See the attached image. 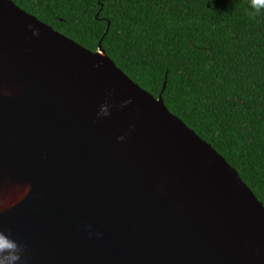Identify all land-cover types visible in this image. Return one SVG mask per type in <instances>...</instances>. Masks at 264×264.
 <instances>
[{"label": "water", "instance_id": "95a60500", "mask_svg": "<svg viewBox=\"0 0 264 264\" xmlns=\"http://www.w3.org/2000/svg\"><path fill=\"white\" fill-rule=\"evenodd\" d=\"M0 191L23 264H264V203L237 168L102 41L88 49L13 0H0Z\"/></svg>", "mask_w": 264, "mask_h": 264}, {"label": "trees", "instance_id": "16d2710c", "mask_svg": "<svg viewBox=\"0 0 264 264\" xmlns=\"http://www.w3.org/2000/svg\"><path fill=\"white\" fill-rule=\"evenodd\" d=\"M13 1L88 49L102 41L264 203V17L247 15L251 0Z\"/></svg>", "mask_w": 264, "mask_h": 264}, {"label": "clouds", "instance_id": "9594fccd", "mask_svg": "<svg viewBox=\"0 0 264 264\" xmlns=\"http://www.w3.org/2000/svg\"><path fill=\"white\" fill-rule=\"evenodd\" d=\"M247 15L250 18L264 17V0H251L250 5L246 9ZM31 27V26H30ZM33 35H39L38 31H33ZM131 100L124 102V106L130 104ZM98 117H107L110 115L109 105L101 106ZM123 141V136L118 138ZM100 234L97 233V236ZM24 247L10 235L0 231V264H23Z\"/></svg>", "mask_w": 264, "mask_h": 264}, {"label": "bare ground", "instance_id": "6f19581e", "mask_svg": "<svg viewBox=\"0 0 264 264\" xmlns=\"http://www.w3.org/2000/svg\"><path fill=\"white\" fill-rule=\"evenodd\" d=\"M1 192V191H0ZM4 203L0 202V206L3 205Z\"/></svg>", "mask_w": 264, "mask_h": 264}]
</instances>
